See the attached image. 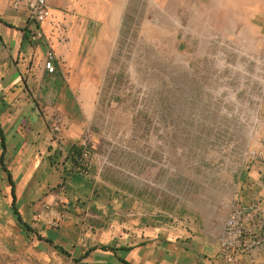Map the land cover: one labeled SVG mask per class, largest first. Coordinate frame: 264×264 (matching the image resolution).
Masks as SVG:
<instances>
[{
	"label": "crops",
	"instance_id": "obj_1",
	"mask_svg": "<svg viewBox=\"0 0 264 264\" xmlns=\"http://www.w3.org/2000/svg\"><path fill=\"white\" fill-rule=\"evenodd\" d=\"M26 1L20 0L15 9L12 0H0V226L8 247H14L9 225L18 229L19 224L12 215L7 176L10 173L15 184L16 208L23 222L29 225L28 229L25 227L28 233L19 229L23 235L33 236L44 244L51 241L50 246L62 248L57 250V264H223L218 255L219 238L232 207L238 202L252 204L264 197V159L252 151L260 149L264 142V0H205L210 1L209 8L205 4L204 9L188 11L190 32L205 34L204 40L211 32L228 34L227 39L236 42L240 51L251 50L253 55L252 65L244 58L241 61L248 68L240 66L243 74L246 70L254 73L250 89H246L245 80L241 88L232 87L227 74L221 70L224 60H215L219 83H213L212 77L209 79L210 73L204 74L203 83L198 86L188 83V108L178 110L179 116L187 111V122H193L195 130L207 128L205 108L217 114L209 119L212 123L208 128L218 132L212 133L205 143L224 145L227 150L211 148V152L205 149L207 153L198 154V162L203 161L199 171L204 173L203 177H210L212 183L198 182L197 192L218 193V201L210 205L196 198L193 208L189 207L186 213L179 211V215L170 214L172 217L167 219L151 220L148 213H138L139 217H129L121 224L111 221L106 226L95 225L96 235L91 237L81 230L79 217L73 213L74 200H84L85 194L86 199L90 198L96 187L81 168L82 161L73 158L75 150H80L75 145H81L80 122L76 120L82 109L77 94H68L66 84L65 87L60 84L64 74L58 64L55 73L49 74L43 63L48 40L56 49L67 48L69 59L72 55L78 57L77 49L87 46L76 35L90 34L83 23L87 18L78 20V16L57 11L62 7L55 5L68 1L78 8L86 1V7L93 8L100 0H47L53 21L58 19L64 23L65 19L71 24L67 36L71 39L57 45L50 31L53 21L49 20L43 26L46 40L37 43L28 39ZM113 1L117 2L115 20L118 23V8L123 0ZM72 35H75L73 40ZM193 89L197 93L200 89L210 90L218 96L214 99L208 94L209 101H214L209 106L206 97L201 100L200 96L196 99L191 96ZM65 112L73 118L70 125ZM51 115L59 116L68 125L61 142L53 139ZM182 119L186 118L182 116ZM191 174L186 172L180 177ZM62 199L68 212L56 216L60 218L57 223L60 227L56 230L52 209ZM45 203L51 208V217L42 211L47 206ZM89 204L98 211L109 212V204L99 196L92 197ZM33 210H37L36 216ZM34 219L36 222H32ZM238 262L264 264V244L242 255Z\"/></svg>",
	"mask_w": 264,
	"mask_h": 264
},
{
	"label": "rangeland",
	"instance_id": "obj_2",
	"mask_svg": "<svg viewBox=\"0 0 264 264\" xmlns=\"http://www.w3.org/2000/svg\"><path fill=\"white\" fill-rule=\"evenodd\" d=\"M112 1L100 0L93 8L86 7V1L78 8L68 1L55 5L62 7L57 11L78 16V20L87 18L83 23L90 31L76 35L87 44L77 49L78 57L72 55L67 59V48L53 47L64 74L60 84H66L68 94H77L82 109L76 120L80 122L79 142L86 140L90 157L81 168L96 187L90 198L86 199L85 194L84 200H74L73 213L89 237L96 235L95 225L106 226L111 221L121 224L129 217H139L138 213H148L151 220L167 219L193 208L196 198L210 205L218 201V193L197 192L198 182L212 183L210 177H203L204 173L199 171L203 161L198 162V154L211 148L227 150L224 145L205 143L212 133L218 132L208 128L212 123L209 119L217 114L205 108L207 128L195 130L194 123L187 122V111L179 116L178 110L188 108V83L202 84L205 73L211 74L209 79L212 77L213 83H219L215 60H224L221 70L232 87L241 88L245 80L246 89H250L254 74L250 70L243 74L240 68L253 64L251 50L240 51L236 42L227 39L228 34L211 32L204 40L205 34L190 32L188 11L204 9L205 4L209 8L211 0H123L118 8V23L117 2ZM55 20L57 24L53 22L50 31L56 37L55 45L63 44L71 39L67 37L71 24L65 19L64 23ZM71 37L73 40L75 35ZM244 58L249 61L246 65L241 61ZM208 94L214 99L218 96L210 90L191 92L194 99L206 97L210 106L214 101H209ZM70 115L66 113L69 125L73 119ZM66 128L67 124L59 141L64 139ZM252 151L261 153L262 146ZM186 172L192 174L180 177ZM98 196L107 201L109 212L98 211L89 204L92 197ZM63 200L52 209V220L57 223L60 218L56 216L68 212ZM43 209L48 214L51 211L50 207ZM59 225H54L56 230ZM11 227L13 248L8 247L0 226V264H57V248L23 235L28 231L20 222L18 229L13 224Z\"/></svg>",
	"mask_w": 264,
	"mask_h": 264
},
{
	"label": "built area",
	"instance_id": "obj_3",
	"mask_svg": "<svg viewBox=\"0 0 264 264\" xmlns=\"http://www.w3.org/2000/svg\"><path fill=\"white\" fill-rule=\"evenodd\" d=\"M20 0H12L16 9ZM26 32L31 42L41 43L46 40L44 24L53 21L52 11L47 0L26 1ZM57 24L56 20L53 21ZM52 22V23H53ZM47 50L43 63L44 69L49 74L56 71V56L51 41L47 42ZM52 116V115H51ZM65 121L59 116H52L51 132L53 139L59 141V135L64 129ZM55 137V138H54ZM261 158L264 159V142L262 144ZM74 160L86 162L90 153L86 149V140H82L79 152ZM48 208V206H46ZM54 225L57 221L52 220ZM264 244V197L252 204H235L224 221V229L219 238L218 255L223 264H240L239 258L251 252L256 247Z\"/></svg>",
	"mask_w": 264,
	"mask_h": 264
},
{
	"label": "trees",
	"instance_id": "obj_4",
	"mask_svg": "<svg viewBox=\"0 0 264 264\" xmlns=\"http://www.w3.org/2000/svg\"><path fill=\"white\" fill-rule=\"evenodd\" d=\"M2 134H1V139L3 140L2 138ZM76 151V150H75ZM1 163H2V159H1ZM8 181L11 185V197H12V200H11V207H12V210H13V213L15 214L16 216V219L22 224L24 225L27 229L29 228V225H27L25 222H23L22 218L20 217V214L16 208V201H15V184H14V181L12 180V177L10 175V173H8ZM38 236V235H37ZM50 244H51V241H48ZM55 248L57 249H60L62 250V248L56 246V245H53Z\"/></svg>",
	"mask_w": 264,
	"mask_h": 264
},
{
	"label": "clouds",
	"instance_id": "obj_5",
	"mask_svg": "<svg viewBox=\"0 0 264 264\" xmlns=\"http://www.w3.org/2000/svg\"><path fill=\"white\" fill-rule=\"evenodd\" d=\"M76 152H77V150H76Z\"/></svg>",
	"mask_w": 264,
	"mask_h": 264
}]
</instances>
